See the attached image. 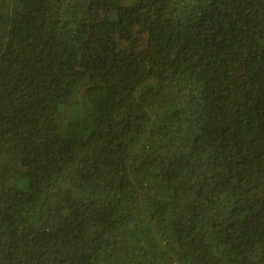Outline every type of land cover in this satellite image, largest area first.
Wrapping results in <instances>:
<instances>
[{"label": "trees", "instance_id": "trees-1", "mask_svg": "<svg viewBox=\"0 0 264 264\" xmlns=\"http://www.w3.org/2000/svg\"><path fill=\"white\" fill-rule=\"evenodd\" d=\"M0 264H264V0H0Z\"/></svg>", "mask_w": 264, "mask_h": 264}]
</instances>
